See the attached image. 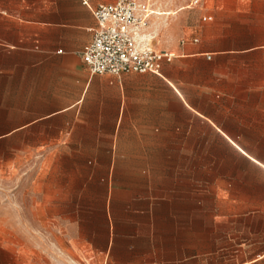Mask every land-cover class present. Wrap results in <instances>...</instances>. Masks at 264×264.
Returning a JSON list of instances; mask_svg holds the SVG:
<instances>
[{"label":"crops","instance_id":"obj_1","mask_svg":"<svg viewBox=\"0 0 264 264\" xmlns=\"http://www.w3.org/2000/svg\"><path fill=\"white\" fill-rule=\"evenodd\" d=\"M86 1L0 0V138L29 159L31 213L62 235L75 221L78 251L101 264H264L254 9L137 0L162 12L146 32L173 57L114 76L90 74L81 51L92 11L116 0Z\"/></svg>","mask_w":264,"mask_h":264},{"label":"rangeland","instance_id":"obj_2","mask_svg":"<svg viewBox=\"0 0 264 264\" xmlns=\"http://www.w3.org/2000/svg\"><path fill=\"white\" fill-rule=\"evenodd\" d=\"M242 3L254 9L247 21L264 28V0ZM13 144L12 135L0 138V264H101L91 245L78 251L75 221L62 224V235L31 213L29 159L14 161Z\"/></svg>","mask_w":264,"mask_h":264},{"label":"built area","instance_id":"obj_3","mask_svg":"<svg viewBox=\"0 0 264 264\" xmlns=\"http://www.w3.org/2000/svg\"><path fill=\"white\" fill-rule=\"evenodd\" d=\"M86 0H80L81 5ZM200 0H188L191 7ZM146 2L116 0L97 6L92 11L95 28L81 51V60L90 74L118 76L124 72L158 73L173 53L152 46V36L146 32L151 16H158Z\"/></svg>","mask_w":264,"mask_h":264},{"label":"bare ground","instance_id":"obj_4","mask_svg":"<svg viewBox=\"0 0 264 264\" xmlns=\"http://www.w3.org/2000/svg\"><path fill=\"white\" fill-rule=\"evenodd\" d=\"M155 12V11H154ZM156 13V12H155ZM161 15H162V13H161ZM159 17V16H158Z\"/></svg>","mask_w":264,"mask_h":264}]
</instances>
